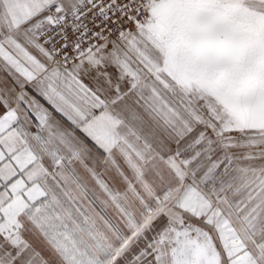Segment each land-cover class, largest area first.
<instances>
[{
    "label": "snow or ice",
    "instance_id": "obj_1",
    "mask_svg": "<svg viewBox=\"0 0 264 264\" xmlns=\"http://www.w3.org/2000/svg\"><path fill=\"white\" fill-rule=\"evenodd\" d=\"M0 264H264V0H0Z\"/></svg>",
    "mask_w": 264,
    "mask_h": 264
}]
</instances>
